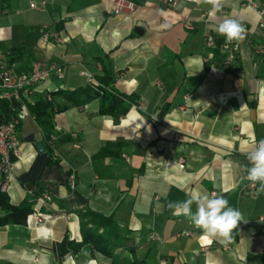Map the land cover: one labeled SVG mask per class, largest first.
Segmentation results:
<instances>
[{
    "label": "crops",
    "instance_id": "crops-1",
    "mask_svg": "<svg viewBox=\"0 0 264 264\" xmlns=\"http://www.w3.org/2000/svg\"><path fill=\"white\" fill-rule=\"evenodd\" d=\"M44 1L45 10L30 7ZM115 1H0L1 64L16 73L38 61L64 69V80L39 85L34 101L52 94L55 105L68 104L65 93L90 85L84 71L98 81L107 70L118 93L135 96L119 119L101 115L98 100L57 112L49 134L28 108L7 194L52 216L0 226V264H264V193L247 179V153L264 138V58L255 52L262 38L250 3L264 7V0H225L214 18L204 0L177 7L132 0L131 14H114ZM229 17L242 22L246 38L226 67L206 35L225 42L213 25ZM44 26L65 42L42 45ZM193 191L222 194L240 210L230 242L204 238L167 208ZM44 194L52 196L49 209ZM87 212L115 221L111 256L89 244L62 254L66 237L82 242L83 222L94 228Z\"/></svg>",
    "mask_w": 264,
    "mask_h": 264
},
{
    "label": "built area",
    "instance_id": "built-area-1",
    "mask_svg": "<svg viewBox=\"0 0 264 264\" xmlns=\"http://www.w3.org/2000/svg\"><path fill=\"white\" fill-rule=\"evenodd\" d=\"M170 6L177 7L179 0H165ZM47 2L44 1L40 4L31 3L30 7L37 10H45ZM252 7L257 8L259 14L258 28L261 33L262 45L255 47V52L264 58V7H260L255 3H250ZM136 4L132 0H116L113 9L114 14H131L135 10ZM205 17V15H202ZM187 29H193L191 24H185ZM245 28V26H244ZM51 41L55 43H64L65 39L57 30L50 26H44L42 29V36L40 42L42 45H47ZM206 44L212 49H216L215 38L209 34L206 35ZM240 43H232L221 46V52L224 55L223 65L229 67L234 63L240 52ZM83 74L88 78L91 86H99L92 74L84 71ZM55 76L59 80H64L65 73L61 64L47 63L45 61L35 62L29 72L16 73L9 70L7 66L0 62V97H6V100H12L15 103V110L20 111L21 117L24 119L28 115L29 105L34 102V96L37 94V88L39 85L48 81L51 77ZM48 98H51L48 95ZM7 127H3L0 130V191L8 193L11 182L14 176V170L17 160L21 156V149L19 145V137L16 136L12 140H3V131ZM76 137V134H74ZM264 139V138H263ZM54 138H51L53 143ZM183 166V165H182ZM70 182L73 186L75 183L74 175L70 176ZM251 187H256L249 181ZM42 205L49 209V205L52 202V196L50 194H44L41 198ZM2 212L0 211V216ZM30 218L37 223H43L45 219L51 217V214L44 213L40 210H35L30 214ZM206 247V246H204ZM224 249H228V246H224Z\"/></svg>",
    "mask_w": 264,
    "mask_h": 264
},
{
    "label": "trees",
    "instance_id": "trees-1",
    "mask_svg": "<svg viewBox=\"0 0 264 264\" xmlns=\"http://www.w3.org/2000/svg\"><path fill=\"white\" fill-rule=\"evenodd\" d=\"M2 7H6L9 0H0ZM217 56L223 63L224 55L221 52V46L224 41L216 40ZM20 50H15L14 54H17ZM99 86H91L85 88H79L74 91H70L64 94L68 104L57 106L48 99V95L42 94L39 98L29 105L30 112L35 116L39 125L49 133L53 129V117L55 113L67 110L72 106H82L90 101H99V113L101 115H111L115 119H119L128 113L132 104L135 101V96L120 94L114 88L113 75L105 70L104 74L98 78ZM55 93H53L54 95ZM49 100V101H48ZM13 115L12 109H10L9 103L6 101H0V117L7 121ZM0 226L8 224H25L29 214L33 212L31 202L29 200L23 201L19 205H14L10 202L7 193L0 191ZM86 218H90V222L94 224V228L86 229V223H82L83 240L81 243L71 241L66 237L62 242V254L66 255L69 252L78 253L81 248L87 244L91 245L95 250L100 253L111 256L112 254V241L108 232L115 228V221L112 217H105L91 212H87L84 215ZM103 228V232H99V229Z\"/></svg>",
    "mask_w": 264,
    "mask_h": 264
},
{
    "label": "clouds",
    "instance_id": "clouds-1",
    "mask_svg": "<svg viewBox=\"0 0 264 264\" xmlns=\"http://www.w3.org/2000/svg\"><path fill=\"white\" fill-rule=\"evenodd\" d=\"M224 2L225 0H204V3L211 6L209 16L214 18L216 13L221 11ZM213 30L224 37L225 45L238 44L246 38V29L236 18H224L214 23ZM187 60L192 64L199 63L196 58H187ZM247 159L250 163L247 179L253 185H258V195L264 193V139L254 142L247 153ZM167 208L174 215H183L189 219L201 230L204 238L219 237L224 243L230 242L233 231L243 221L240 210L230 206L229 201L222 194L209 195L193 191L182 201L168 202Z\"/></svg>",
    "mask_w": 264,
    "mask_h": 264
},
{
    "label": "bare ground",
    "instance_id": "bare-ground-1",
    "mask_svg": "<svg viewBox=\"0 0 264 264\" xmlns=\"http://www.w3.org/2000/svg\"><path fill=\"white\" fill-rule=\"evenodd\" d=\"M49 100L51 98H48ZM48 100V101H49ZM0 101H6L9 103L10 109L15 110V103H12V100H6V97H0ZM23 118L21 117L20 111H13L12 117L7 121L0 117V130L3 127H7L3 131V140H12L18 136V130L20 128Z\"/></svg>",
    "mask_w": 264,
    "mask_h": 264
},
{
    "label": "water",
    "instance_id": "water-1",
    "mask_svg": "<svg viewBox=\"0 0 264 264\" xmlns=\"http://www.w3.org/2000/svg\"><path fill=\"white\" fill-rule=\"evenodd\" d=\"M137 31H138V30H137ZM38 147H39L41 150H43V146H42V144H39Z\"/></svg>",
    "mask_w": 264,
    "mask_h": 264
}]
</instances>
